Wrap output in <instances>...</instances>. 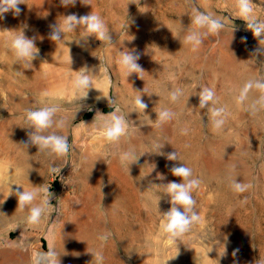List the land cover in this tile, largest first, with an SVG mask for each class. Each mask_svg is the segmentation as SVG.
Returning a JSON list of instances; mask_svg holds the SVG:
<instances>
[{
    "label": "rangeland",
    "instance_id": "1",
    "mask_svg": "<svg viewBox=\"0 0 264 264\" xmlns=\"http://www.w3.org/2000/svg\"><path fill=\"white\" fill-rule=\"evenodd\" d=\"M24 2L20 16L9 12L0 19V40L26 25L25 35L35 37L39 49L25 70L0 44V264H33L34 256L52 249L60 264H264V110L253 115L235 103L246 80L264 79V53H254L264 49V35L255 37L235 16L234 0H77L67 8L59 0ZM254 3L264 7V0ZM194 8L225 24L195 53L183 44ZM91 12L105 20L113 44L83 38L79 30L63 42L48 38L49 26L63 15ZM257 16L264 19V12ZM123 50L139 52L145 72L124 77L116 64ZM85 66L93 70L94 88L80 100L70 77ZM205 86L231 113L219 134L212 132L207 110L199 109ZM177 87L184 95L172 104L168 92ZM44 92L60 105L56 118L67 121L60 134L69 151L55 160L24 146L30 131L25 109L42 107ZM137 95L148 105L144 113L134 111ZM161 107L178 116L156 129ZM112 112L125 116L129 129L116 143L105 141L98 127ZM155 143H163L164 155L146 152L129 168L120 162L124 151H155ZM174 151L180 161L166 158ZM182 163L201 180L193 192L200 222L169 242L160 227L171 207L163 185L181 182L170 168ZM229 174L251 187L234 194L223 182ZM34 187L49 190L51 205L39 224L30 225L14 193Z\"/></svg>",
    "mask_w": 264,
    "mask_h": 264
},
{
    "label": "clouds",
    "instance_id": "2",
    "mask_svg": "<svg viewBox=\"0 0 264 264\" xmlns=\"http://www.w3.org/2000/svg\"><path fill=\"white\" fill-rule=\"evenodd\" d=\"M82 3L83 0H81ZM191 3V0H189ZM60 6L70 7L75 6L77 0H59ZM129 3H135L130 0ZM25 4L24 0H0V19L5 17L6 13L11 12L14 16H20L23 9L20 5ZM85 4V3H84ZM235 16L247 22V27L253 32L257 38L264 35V19H259L258 12H264V7L254 3V0H234ZM62 20L50 25L48 38L53 42H63L66 34L76 33L79 30V35L83 38L94 36L96 39L106 42L111 45L112 37L110 28L107 26L102 16L94 13L87 15H78L70 13L62 16ZM191 28L188 34L183 37V44L189 46L191 52H197L202 46L204 40L210 36H218L225 27L223 18L216 16L212 12H203L199 9H193L190 15ZM26 25L16 30V34L5 36L0 40L5 48L10 50L14 57V63L20 65L23 69H31L33 61L39 55V49L36 46L35 37L25 35ZM4 31H9L5 29ZM176 38V37H174ZM246 37L242 40L246 41ZM264 45V39L260 41ZM254 53H264V49H255ZM70 55V49H69ZM140 53L135 50L119 51L116 64L118 65L122 75L126 78L132 74L145 72L138 63ZM70 61L71 56H70ZM76 72L74 78L70 77L72 90L78 95L79 99H87L89 90L93 87V79L95 77L93 70L87 66L81 67ZM96 89V88H95ZM199 109H206L209 113V121L213 133L219 134L223 131L228 117L231 115L226 105H220L219 99L213 87L205 86L200 88ZM256 95L253 96L252 93ZM184 95L182 88H175L168 92V100L172 104L178 103ZM40 103L43 105L38 108L25 109L24 123L25 128L30 129L28 132V140L24 142V146L34 145L40 153L45 154L50 159H57L67 155L69 151L68 138L60 134L67 121L61 117L56 118L57 112L61 110L60 105L48 97V93H42ZM104 97V96H103ZM100 99V97H97ZM131 103L135 106L134 111L144 113L148 105L142 100L141 95L132 98ZM235 103L249 113L255 115L264 110V79H248L239 89L238 95L235 97ZM157 114L153 126L156 129H161L165 124L174 121L178 113L168 107H161L155 111ZM100 135L108 143H116L122 137L128 134V124L125 116L117 112L103 115L99 125ZM181 134L187 135L188 128L182 127ZM163 143H155V151H143L137 154L135 149H129L120 154V162L128 166L136 163L140 155L144 153H158L162 148ZM166 158L169 161H180L176 151L168 153ZM86 162V161H85ZM235 165H232L230 171L235 170ZM51 173H55L57 168L52 166L49 168ZM173 176L180 178L181 182L170 181L163 185L164 193L170 198V209L164 213L161 223V232L165 239L169 242L178 241L182 236L186 235L191 229L200 222L199 213L196 211L197 201L194 199L193 192L199 188L201 180L195 178L193 170L187 167L184 163L173 165L170 168ZM159 179H166L162 174ZM223 182L227 183L228 187L234 194H243L250 187V184L238 182L235 176L227 175L223 178ZM46 190L42 187H34L32 190L21 191L19 188L15 190V195L18 198V206L21 211H27L26 223L30 225L39 224L42 216L48 209L50 198ZM13 194L10 190V194ZM239 249L233 251L235 256ZM97 259L102 260L100 252L95 253ZM58 254L54 249L44 253H40L33 257V264H60Z\"/></svg>",
    "mask_w": 264,
    "mask_h": 264
}]
</instances>
